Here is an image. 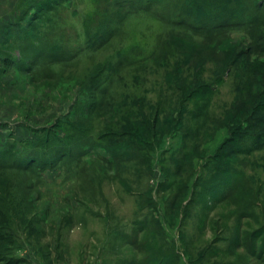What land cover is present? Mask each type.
Masks as SVG:
<instances>
[{
  "label": "rangeland",
  "instance_id": "rangeland-1",
  "mask_svg": "<svg viewBox=\"0 0 264 264\" xmlns=\"http://www.w3.org/2000/svg\"><path fill=\"white\" fill-rule=\"evenodd\" d=\"M12 1L0 0V149L37 144L46 164L0 170L21 236L0 256L264 264L259 0L223 30L203 0Z\"/></svg>",
  "mask_w": 264,
  "mask_h": 264
},
{
  "label": "trees",
  "instance_id": "trees-1",
  "mask_svg": "<svg viewBox=\"0 0 264 264\" xmlns=\"http://www.w3.org/2000/svg\"><path fill=\"white\" fill-rule=\"evenodd\" d=\"M213 1V2H212ZM210 2L203 0V4L200 5H196L198 7V9H207V8H211V10L216 11L218 10L217 13V21L215 22V24L213 25V23H208L209 25L203 24L200 21L198 22L199 24H201L202 26L205 25L204 27H201V25H196L197 28H199L200 30L198 32H201L202 34H208L210 31V29L212 28L211 26L213 25V28L215 29H225L229 26L235 25V22H240L242 21V18L237 15L238 13H236L237 8L241 7H245L244 4H246L244 1L242 2L241 0H237L236 3H230L227 0H212ZM217 1V3H216ZM212 2V3H211ZM248 3H250L249 1H247ZM262 0H259L257 2V5L259 6H264L261 5ZM216 3V4H215ZM117 4H120V2H117ZM151 4V3H149ZM148 5H145V9L150 8ZM163 4L160 3V6H162ZM155 6V4L153 5ZM156 8V7H155ZM214 8V9H212ZM213 11L209 12V13H202L201 16L203 15H207L205 16L206 18H212L213 17ZM161 12V11H160ZM245 12H243L244 14ZM204 17V16H203ZM193 20H197V17L194 18ZM241 24H245L243 21L241 22ZM193 29H195V27H193ZM12 143H9V148L8 150H4V149H0V170L1 169H5V168H17L23 171H28L31 169V167L33 165H38L39 167H44L46 162L43 163L42 165H39L37 163V160H34V158L37 157V154H35L34 152H37L36 148H39L40 145H32L31 147H27L25 149L24 155L19 151H17V140L14 138L12 139ZM46 141H49V139H46ZM11 142V141H10ZM45 142L44 140L41 141V143ZM29 152H31L29 154ZM49 154L48 156L50 157L51 152L47 153ZM46 154V155H47ZM34 155H36L35 157H33ZM45 155V156H46ZM30 156V157H29ZM19 158V159H18ZM21 158V159H20ZM27 159V160H26ZM21 162V164H19L18 162ZM27 161V162H26ZM43 169V168H42ZM5 189V187H4ZM2 188H0V201L5 202L4 203V207H0V246H3L4 248L10 247L11 245H13V241L14 239L19 240L20 241V237L21 236H14L12 233L14 224L12 223V216H15L14 213V209H16V205H15V201L10 199L9 197V192L4 190ZM12 242V243H11ZM1 248V247H0ZM23 260L19 259V258H10V259H4L3 257L0 256V264H22Z\"/></svg>",
  "mask_w": 264,
  "mask_h": 264
},
{
  "label": "crops",
  "instance_id": "crops-1",
  "mask_svg": "<svg viewBox=\"0 0 264 264\" xmlns=\"http://www.w3.org/2000/svg\"><path fill=\"white\" fill-rule=\"evenodd\" d=\"M3 4L11 7L14 5V1L4 0ZM16 133L18 132L16 131ZM21 253H22L23 258H25V264H52L42 258H39L40 256L37 255L38 253L36 252V250L29 248L27 250H22Z\"/></svg>",
  "mask_w": 264,
  "mask_h": 264
}]
</instances>
